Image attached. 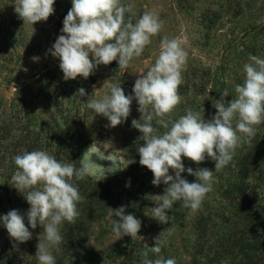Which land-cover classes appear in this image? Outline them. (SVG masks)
Here are the masks:
<instances>
[{"label":"rangeland","instance_id":"rangeland-1","mask_svg":"<svg viewBox=\"0 0 264 264\" xmlns=\"http://www.w3.org/2000/svg\"><path fill=\"white\" fill-rule=\"evenodd\" d=\"M123 2L134 5L133 22L146 11L157 13L163 21L160 33L127 68L113 61L99 65L87 79L64 80L59 59L48 50L62 34L71 0H55L54 14L33 26L15 13L14 0H0V217L18 210L32 232L29 241L17 244L0 220V259L3 264H38L36 246L44 238L42 226L32 229L28 224L30 205L11 184L16 170L12 157L45 150L79 168V160L93 144L104 154L92 156L104 174L73 178L84 199L77 205L76 222L61 225L63 242L51 249L56 264H143L145 244L155 246L154 238L169 228L172 235L164 237L160 255L175 258L177 264H264V123L257 126L251 143L238 147L230 164L214 174L213 191L199 211L193 213L175 202L168 212L170 222L161 224L151 217L156 206L151 195H163L166 185H153V174L139 163L137 150L143 140L131 125L141 117L138 103L133 99L129 117L114 128L86 107L89 96L99 98L113 84L126 95L133 94L135 80L154 64L160 42L167 36L179 38L188 52L179 88L183 99L172 120L188 108L211 119L216 113L213 100L227 89L225 100L230 101L235 85L243 83L249 55L264 59V0ZM81 87L87 93L84 97L77 94ZM110 155L121 169L108 171L113 162L105 157ZM129 159L135 162L128 164ZM182 160L185 169L215 171L210 158L199 165ZM169 174L174 172L170 169ZM181 175L189 182L196 180L187 171ZM121 206L125 215L134 214L142 222L138 235L143 240L118 239L112 232V220L118 217L111 216L109 208ZM156 258L157 254L149 253L148 259Z\"/></svg>","mask_w":264,"mask_h":264},{"label":"clouds","instance_id":"clouds-1","mask_svg":"<svg viewBox=\"0 0 264 264\" xmlns=\"http://www.w3.org/2000/svg\"><path fill=\"white\" fill-rule=\"evenodd\" d=\"M54 3L55 0H14V11L24 24L33 26L54 14ZM71 3L62 34L48 50L59 59L64 80L87 79L99 65L107 66L113 61L118 62L119 68H127L163 27L159 15L151 11L133 22L134 5L123 0H71ZM187 58L182 41L165 36L154 64L135 80L133 94L126 95L120 85L113 84L107 94L99 98L91 95L86 103L88 109L107 118L108 126L113 128L127 120L133 99L138 103L141 117L133 119L131 125L139 130V139L143 140L137 150L139 163L153 174V185H166L163 195H151L156 204L151 208V217L161 224L170 222L168 212L175 202H182L193 213L199 211L207 194L213 191L214 174L230 164L238 147L251 143L257 126L264 123V59L251 54L243 65V83L235 85V96L230 101L225 100L229 96L227 89L221 92L220 99L213 100L216 113L211 119L205 120L203 112L188 108L184 115L172 120V113L183 99L179 88L184 83L182 73L187 68ZM77 94L87 95L82 87ZM93 154L104 156L92 144L79 160V168L74 163L58 161L45 150L24 151L12 157L16 170L11 184L30 205L26 213L28 224L32 229L37 224L43 228L44 238H39L36 246L38 264H56L51 249L63 242L61 225L65 221L74 224L80 215L77 205L84 197L73 178L83 180L104 174V169L93 162ZM182 157L197 165L210 158L215 162V171L185 169ZM105 158L113 162L108 171L121 169L112 155ZM134 162L128 160V164ZM170 169L174 175L169 174ZM185 171L196 178L195 182L182 178ZM126 186H130V181ZM109 209L111 216L118 217L112 220V232L118 239L123 236L144 239L138 235L142 222L134 214L125 215V206ZM0 220L17 244L32 238L18 210H10ZM166 235H172L170 228L154 238L155 246L145 244L141 253L143 264H177L175 258L160 255ZM149 253L157 254V258L148 259Z\"/></svg>","mask_w":264,"mask_h":264},{"label":"trees","instance_id":"trees-1","mask_svg":"<svg viewBox=\"0 0 264 264\" xmlns=\"http://www.w3.org/2000/svg\"><path fill=\"white\" fill-rule=\"evenodd\" d=\"M4 262H3V260L2 259H0V264H3Z\"/></svg>","mask_w":264,"mask_h":264}]
</instances>
